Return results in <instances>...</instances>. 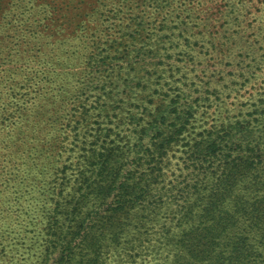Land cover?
<instances>
[{
	"label": "rangeland",
	"instance_id": "rangeland-1",
	"mask_svg": "<svg viewBox=\"0 0 264 264\" xmlns=\"http://www.w3.org/2000/svg\"><path fill=\"white\" fill-rule=\"evenodd\" d=\"M238 124L264 140V0H0V264H57L65 208L78 199L85 226L104 212L103 156L118 179L144 177L169 129L159 224L129 211L89 260L164 262L161 225L177 233L195 201L194 142ZM82 251L72 264H88Z\"/></svg>",
	"mask_w": 264,
	"mask_h": 264
},
{
	"label": "trees",
	"instance_id": "trees-1",
	"mask_svg": "<svg viewBox=\"0 0 264 264\" xmlns=\"http://www.w3.org/2000/svg\"><path fill=\"white\" fill-rule=\"evenodd\" d=\"M156 131L144 177L136 176L131 182L118 179V169L103 156L101 178L92 189L99 205L105 206L104 212L85 226L78 199L65 208L66 222L61 227L55 224L49 239L53 251H65L57 264H72L74 247L82 251L85 237L90 244L80 252L81 257H88L85 262L91 260L101 247L99 235L131 210H144L146 222L156 220L162 205L151 199L152 185L158 181L159 164L176 133ZM192 152L200 175L193 184L195 201L189 203L183 197L177 233L165 222L161 225L162 239L158 238L160 245L155 248H163L166 256L160 264H264V140L238 124L224 135L202 137L194 142Z\"/></svg>",
	"mask_w": 264,
	"mask_h": 264
}]
</instances>
